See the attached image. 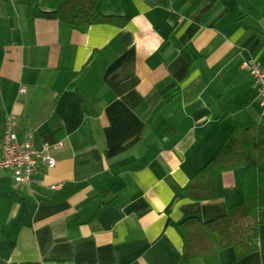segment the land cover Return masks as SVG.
<instances>
[{"label":"crops","instance_id":"crops-1","mask_svg":"<svg viewBox=\"0 0 264 264\" xmlns=\"http://www.w3.org/2000/svg\"><path fill=\"white\" fill-rule=\"evenodd\" d=\"M42 1L0 0V149L14 113L56 161L29 184L0 169V264H181L179 223L242 202V168L215 199L185 188L235 125L264 124L243 66L264 67V0H102L129 22L82 28ZM220 260L264 264V232Z\"/></svg>","mask_w":264,"mask_h":264},{"label":"trees","instance_id":"trees-1","mask_svg":"<svg viewBox=\"0 0 264 264\" xmlns=\"http://www.w3.org/2000/svg\"><path fill=\"white\" fill-rule=\"evenodd\" d=\"M42 2L44 9L40 8L37 15L58 19L73 28L99 23L123 27L130 20L127 15L105 14L102 0ZM174 94L168 95L167 100ZM238 168L244 171L241 188L245 197L241 203L211 221L194 216L179 223L184 241L181 264H190L196 259L205 264H221L220 256L230 248L237 260L254 251V243L264 232V124L235 125L218 153L190 179L185 194L197 201L215 199L217 175Z\"/></svg>","mask_w":264,"mask_h":264},{"label":"built area","instance_id":"built-area-1","mask_svg":"<svg viewBox=\"0 0 264 264\" xmlns=\"http://www.w3.org/2000/svg\"><path fill=\"white\" fill-rule=\"evenodd\" d=\"M244 68L249 70L253 76L254 85L259 94L260 106L264 111V67L255 62H245ZM25 92V88L21 89ZM19 116L12 113L6 118V127L3 134L0 149V169H11L13 174L21 183L29 184L34 181L39 161L49 167H54L55 159L46 150H37L33 147L32 138L29 136L20 141L17 136L16 127Z\"/></svg>","mask_w":264,"mask_h":264},{"label":"rangeland","instance_id":"rangeland-1","mask_svg":"<svg viewBox=\"0 0 264 264\" xmlns=\"http://www.w3.org/2000/svg\"><path fill=\"white\" fill-rule=\"evenodd\" d=\"M244 64H245V63H244ZM244 64H243V66H244ZM258 96H259V94H258ZM259 103H260V101H259ZM28 137H29V136H28ZM26 139H27V138H26ZM23 141H24V140H23ZM239 191L242 193V197H243V198H242V201H243V200H244V197H245V194H244L243 190L240 189Z\"/></svg>","mask_w":264,"mask_h":264}]
</instances>
